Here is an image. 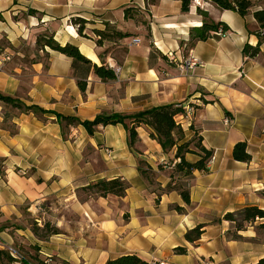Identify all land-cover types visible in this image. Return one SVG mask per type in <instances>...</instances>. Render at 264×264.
Listing matches in <instances>:
<instances>
[{"label": "crops", "instance_id": "crops-1", "mask_svg": "<svg viewBox=\"0 0 264 264\" xmlns=\"http://www.w3.org/2000/svg\"><path fill=\"white\" fill-rule=\"evenodd\" d=\"M255 5L242 17L207 0H192L188 12L177 0H0V94L22 105L0 100L4 243L25 248L30 256L22 258L35 263V256L44 264H106L129 254L148 264H258L264 258V221L248 224L234 239V224L225 220L245 207L264 210V46L254 58L243 53L245 44L258 43L253 12L263 4ZM130 7L138 13L126 19ZM74 18L87 20L92 31L109 24L129 36L99 46L78 33ZM205 21L224 22L230 31L192 42L191 30ZM41 31L61 45L77 46L90 63L37 49ZM190 51L201 65L186 70L182 61ZM103 64L121 67L116 79L96 74L94 65ZM169 104L184 109L176 122L186 140L197 132L213 151L208 173L184 177L160 167L162 160L177 161L175 150L166 153L148 126L137 130L138 153L122 125L99 126L90 135L84 126L66 127L58 118L93 121L100 114L131 115ZM239 142H246L250 162L233 158ZM139 160L152 167L154 183L142 175ZM116 178L130 185L124 197L81 192ZM181 179L189 205L168 188ZM36 222L58 232L40 238ZM198 225L204 233L192 244L185 235ZM178 247L187 254H176Z\"/></svg>", "mask_w": 264, "mask_h": 264}, {"label": "trees", "instance_id": "trees-1", "mask_svg": "<svg viewBox=\"0 0 264 264\" xmlns=\"http://www.w3.org/2000/svg\"><path fill=\"white\" fill-rule=\"evenodd\" d=\"M148 2L155 3L156 0H147ZM181 2V7L183 12H188L190 10L192 0H177ZM215 4L218 8L222 10H233L237 12L240 16L245 17L252 12L251 0H207ZM138 13V9L130 7L125 10V18H135ZM253 16L259 25V30L256 32L258 37V43L256 45H251L249 43L245 44L243 53L245 56L254 58L261 53V48L264 46V9L256 10L253 12ZM79 25L78 33L82 35L86 24L89 22L82 18H77L73 22ZM221 27L224 33L230 31L229 26L224 22H219L217 24L209 23L207 21L203 22L200 27L193 28L191 30L192 42L203 41L208 39L213 32H216L218 28ZM107 28V29H106ZM110 29L111 33L108 30ZM94 33L99 36V41L97 42L99 46H102L103 41H113L121 40L129 36L127 33H123L115 28L111 27L109 24L105 25L104 30L95 29ZM37 46L40 49L49 47L50 49L65 54L76 61H82L90 63V61L81 53L79 48L73 44L61 45L59 44L53 34H41L37 36ZM167 56V55H166ZM96 74L104 80H114L116 79L115 72L106 67L104 64L101 66L94 65ZM82 85V84H81ZM83 87V86H82ZM0 100L8 103H13L17 107L22 108L19 101L12 97L3 96L0 94ZM27 110H34L36 113L44 112L37 106H30ZM184 112L183 107L176 106L173 104L158 106L150 110L138 112L131 115H123L119 113L114 114H100L93 121H81L76 117H63L58 116L59 120L65 124L66 127L71 125H82L86 128L90 135H94L99 126H109V125H122L126 132L128 133V144L130 149L140 152L137 149L140 138L138 135V128L142 126L150 127L154 133L152 137L155 138L161 145L162 149L166 153H170L175 150V158L180 159L176 164L174 173L177 175H182L184 177H190L194 172H209V160L213 157V151L206 148L203 144V139L195 133L193 139L187 141L186 134L182 129L181 125L176 122V117ZM199 151H197L196 149ZM187 154H194L199 157L195 162H190L186 159ZM233 158L240 162H250L252 160L251 154L248 152L246 142H239L234 146ZM146 163V161L139 160L140 163ZM150 166V165H149ZM142 175H144L150 183L153 182L151 173L153 171L150 169H142L139 166ZM174 176H172V179ZM174 181H172L173 184ZM129 183L116 178L111 180H99L88 187L81 189V192L90 196H100L107 197L109 195H115L118 197H124L129 188ZM175 186V185H174ZM174 186L168 187L170 189H175ZM185 188V187H184ZM180 187L177 189L183 201L186 204H190V192L187 188L184 189ZM174 209L182 213L185 209L179 206H175ZM225 220L234 224L235 234H230L232 238L238 239L236 233L242 231L246 228L248 224L255 223L257 221H264V210L257 206H250L240 209L233 213H227L225 215ZM264 228V224L259 226ZM204 225H198L194 229L188 231L185 238L188 242L192 244H197L204 233ZM34 232L40 238L46 239L52 234L58 232L57 229L46 224L43 229L34 227ZM176 254L184 255L187 254V248L178 247L175 249ZM35 263L22 258L20 261L15 260L5 249H0V261L6 259L9 264L21 263V264H44L38 257H32ZM106 264H148L146 261L134 254L124 255L112 260H109ZM258 264H264V258H262Z\"/></svg>", "mask_w": 264, "mask_h": 264}, {"label": "rangeland", "instance_id": "rangeland-1", "mask_svg": "<svg viewBox=\"0 0 264 264\" xmlns=\"http://www.w3.org/2000/svg\"><path fill=\"white\" fill-rule=\"evenodd\" d=\"M251 3H252V5H253V9H254V6H256L255 4L256 3H258V4H263V5H261V7L264 9V0H251ZM75 19H77V18H74V19H72V24L75 26V28L76 29H79V25H77V24H74L73 22H74V20ZM107 29V28H106ZM106 31H108L109 33H111L110 31V29H108V30H106ZM41 34H47V35H50V34H52V33H50V32H48V31H41V32H39L38 33V35H41ZM37 35V36H38ZM82 36H84V37H86V38H88V39H90L91 38V36L92 37H94V40H96V42H98L99 41V36L98 35H96L95 33H94V31H92L91 29H90V27H89V25L88 24H86V26H85V29H84V31H83V33H82ZM115 40V39H114ZM107 42H110V41H108V40H105V41H103V44H106ZM98 44V43H97ZM110 45V44H109ZM37 49H40V47H38L37 46ZM110 49H111V47H109V48H107V50H106V53H108L109 51H110ZM137 149L139 150V148H138V146H137ZM193 149H196L195 147L193 148ZM197 151H199L198 149H196ZM140 151V150H139ZM86 155L89 157H91L92 155H93V153H92V150H90V149H88V152L86 153ZM167 161V169H169V167H170V164H172L173 163V159H167L166 160ZM162 163V162H161ZM142 169H152V167L151 166H149V164L147 163H144V162H142V163H140V165H139ZM163 166H165V165H163V164H160V167H163ZM172 169H175V168H172ZM172 175V174H171ZM151 177H152V179H153V181H154V179H155V174L154 173H151ZM154 183V182H153ZM186 183H185V180H182L181 179V181L180 180H177V184L174 186L175 188H177V189H179L180 187H183L184 188V185H185ZM185 189V188H184ZM35 225H34V227H41V226H39L40 225V223H34ZM16 250L19 252V254L20 255H23V256H25V257H27L28 255H29V252L30 251H28V250H26L25 248H23V247H20V249H17L16 248ZM32 250H34L33 249V247H32ZM34 254H35V252H33ZM30 256V255H29ZM18 261V260H17ZM153 262L155 263V262H157V260L156 259H154L153 260ZM0 264H9L7 261H6V259H2L1 261H0ZM16 264V263H15ZM18 264H21V263H18Z\"/></svg>", "mask_w": 264, "mask_h": 264}, {"label": "built area", "instance_id": "built-area-1", "mask_svg": "<svg viewBox=\"0 0 264 264\" xmlns=\"http://www.w3.org/2000/svg\"><path fill=\"white\" fill-rule=\"evenodd\" d=\"M216 34L218 36L224 35V31L222 30L221 27L218 28V30L216 31ZM138 39H134V43L137 42ZM167 57L170 60L174 59V53L173 52H169L166 54ZM4 61H8L10 60V57H4L3 59ZM201 65V61L200 59L194 55V53L192 51L189 52L188 57H186L183 61H182V68L189 70V69H194L195 67ZM111 68L114 69V72L118 75L121 72V67H114L112 66ZM214 160V158L212 157L209 160V164L212 163ZM180 161V159H177V161L173 162L172 164H170L171 168H175L176 164ZM163 165H167V161L166 160H162L161 161ZM1 214V212H0ZM0 249H5L15 260L20 261L22 259V256L19 254V252L12 246L6 245V243H4V241L0 238Z\"/></svg>", "mask_w": 264, "mask_h": 264}]
</instances>
